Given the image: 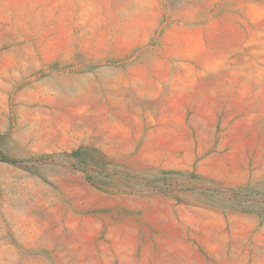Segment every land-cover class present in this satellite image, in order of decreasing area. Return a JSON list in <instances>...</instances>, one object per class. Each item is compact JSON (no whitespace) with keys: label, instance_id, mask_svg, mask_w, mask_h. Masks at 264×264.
<instances>
[{"label":"rangeland","instance_id":"374dc122","mask_svg":"<svg viewBox=\"0 0 264 264\" xmlns=\"http://www.w3.org/2000/svg\"><path fill=\"white\" fill-rule=\"evenodd\" d=\"M0 264H264V0H0Z\"/></svg>","mask_w":264,"mask_h":264},{"label":"trees","instance_id":"16d2710c","mask_svg":"<svg viewBox=\"0 0 264 264\" xmlns=\"http://www.w3.org/2000/svg\"><path fill=\"white\" fill-rule=\"evenodd\" d=\"M0 161H5V162H9V163H15L17 162V159L12 157V156H9L7 154H0Z\"/></svg>","mask_w":264,"mask_h":264}]
</instances>
